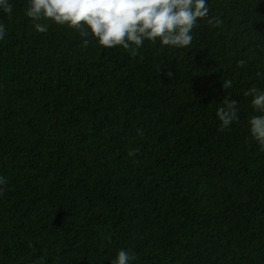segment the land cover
Wrapping results in <instances>:
<instances>
[{"label":"trees","instance_id":"trees-1","mask_svg":"<svg viewBox=\"0 0 264 264\" xmlns=\"http://www.w3.org/2000/svg\"><path fill=\"white\" fill-rule=\"evenodd\" d=\"M9 2L0 264H111L122 249L130 264H264V149L248 123L264 113L244 95L264 90V0H207L189 47L146 40L134 57L67 26L39 33L27 0ZM225 97L238 120L221 131Z\"/></svg>","mask_w":264,"mask_h":264},{"label":"clouds","instance_id":"clouds-1","mask_svg":"<svg viewBox=\"0 0 264 264\" xmlns=\"http://www.w3.org/2000/svg\"><path fill=\"white\" fill-rule=\"evenodd\" d=\"M0 9L11 15L9 0H0ZM208 13L207 0H27L25 10V16L39 33L46 32L49 23L67 26L79 32L81 37L91 35L103 47H122L130 51L133 57L146 40L152 44L159 40L161 47H189L197 21L207 19ZM5 33V26L0 23V40L4 39ZM88 42L84 40L85 45ZM245 63L240 60L237 66L242 67ZM167 75L171 76L172 73L168 72ZM222 86L225 90L230 89L233 82L223 80ZM244 95L251 96L252 107L264 113V90L251 87ZM222 105L217 109L221 131L238 120L236 100L225 97ZM248 123L252 138L264 149V114L251 117ZM128 155H135V150ZM6 184L7 181L0 177V186ZM3 190L0 187V195ZM135 259L134 254L122 249L111 264H130Z\"/></svg>","mask_w":264,"mask_h":264}]
</instances>
